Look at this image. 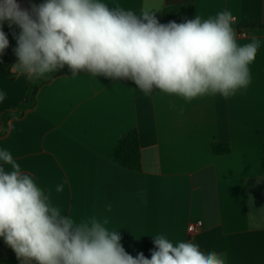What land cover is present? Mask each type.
I'll list each match as a JSON object with an SVG mask.
<instances>
[{
	"label": "crops",
	"instance_id": "0c3cea01",
	"mask_svg": "<svg viewBox=\"0 0 264 264\" xmlns=\"http://www.w3.org/2000/svg\"><path fill=\"white\" fill-rule=\"evenodd\" d=\"M17 2L29 10L36 5ZM102 2L137 15L154 13L160 23L169 6L192 4L201 19L230 11L239 44L260 40L250 84L227 99L186 102L158 89L146 95L130 79L86 71L60 76L39 90L33 110L9 121L0 150L13 155L62 214L77 222L106 218L134 258L143 252L150 259L154 236L163 234L173 243L191 241L204 253L215 251L225 264H264V28L250 27L264 23V0ZM10 43L15 49L14 36ZM10 61L5 50L0 132L2 113L25 100L29 81L9 76ZM133 128L139 131L141 171L111 158L116 142ZM214 142L229 144L230 153L214 154ZM198 221L202 227L190 232ZM6 256L0 240V257Z\"/></svg>",
	"mask_w": 264,
	"mask_h": 264
},
{
	"label": "clouds",
	"instance_id": "9594fccd",
	"mask_svg": "<svg viewBox=\"0 0 264 264\" xmlns=\"http://www.w3.org/2000/svg\"><path fill=\"white\" fill-rule=\"evenodd\" d=\"M233 19L221 11L161 24L154 13L137 15L102 0H45L31 10L0 0V57L10 43L7 22L20 29L12 71L31 80L67 66L73 74L130 79L146 95L158 89L186 102L227 99L250 84L249 66L260 47L256 37L238 43ZM5 98L0 93V101ZM107 224L106 218L77 222L62 214L13 155L0 150V237L25 264H225L215 251L204 253L191 241L173 243L163 234L154 236L150 259L143 252L134 258Z\"/></svg>",
	"mask_w": 264,
	"mask_h": 264
},
{
	"label": "trees",
	"instance_id": "16d2710c",
	"mask_svg": "<svg viewBox=\"0 0 264 264\" xmlns=\"http://www.w3.org/2000/svg\"><path fill=\"white\" fill-rule=\"evenodd\" d=\"M36 5L44 3L43 0H33ZM194 17V7L192 4H183L165 7L163 10V19L161 24H167L170 21H175L177 23H182L186 20H190ZM250 27H263V24L251 25ZM19 27H11L4 30L7 34L9 42L11 38L19 31ZM11 57L10 63L7 65V72L11 78H15L18 74L13 73L12 66L17 62V57L14 53V49L9 43V47L6 49ZM85 72V71H82ZM73 74L71 71L65 67L62 71L52 73L47 79H41L39 81H34L29 79L26 88V98L23 102L17 104L14 109L8 110L2 113V131L0 136L5 135L8 127L9 121L14 118H22L27 111L33 110L38 102L39 90L46 84L52 82L55 78ZM213 153L218 154H228L231 151L230 145L227 143L214 142L212 145ZM113 162L118 165L127 168L132 171H141L143 168L142 162V152L139 131L137 128H133L126 132L123 136L119 138L116 142L111 156ZM33 178V177H32ZM34 179V178H33ZM36 182V180L34 179ZM37 183V182H36ZM39 186V184L37 183ZM40 187V186H39ZM1 243L7 252L6 257H0V264H21V260L17 258L15 252L3 243L2 237H0Z\"/></svg>",
	"mask_w": 264,
	"mask_h": 264
},
{
	"label": "built area",
	"instance_id": "2783aa9c",
	"mask_svg": "<svg viewBox=\"0 0 264 264\" xmlns=\"http://www.w3.org/2000/svg\"><path fill=\"white\" fill-rule=\"evenodd\" d=\"M202 225H203L202 221H198L197 223H194V224L189 226V231L190 232H195L198 229H200L202 227Z\"/></svg>",
	"mask_w": 264,
	"mask_h": 264
}]
</instances>
